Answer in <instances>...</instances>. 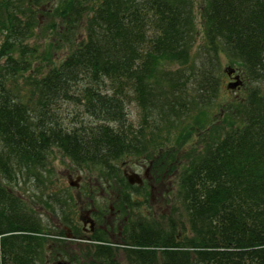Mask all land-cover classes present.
<instances>
[{
    "label": "trees",
    "instance_id": "1",
    "mask_svg": "<svg viewBox=\"0 0 264 264\" xmlns=\"http://www.w3.org/2000/svg\"><path fill=\"white\" fill-rule=\"evenodd\" d=\"M42 2L0 0V176L42 165L49 147L107 173L124 156L153 157L170 143L152 161L161 178L194 132L200 150H186L177 174L185 234L175 232V210L166 235L131 222L123 264H264V0H204L194 57L193 0H60L51 12L59 27L50 28L70 51L44 65L23 43ZM221 55L250 88L222 107L220 124H207ZM128 96L140 111L136 129ZM62 104L91 122L63 124ZM21 209L0 187V264H36L45 249L47 235ZM94 245L80 252L88 263L119 264L116 249Z\"/></svg>",
    "mask_w": 264,
    "mask_h": 264
},
{
    "label": "rangeland",
    "instance_id": "2",
    "mask_svg": "<svg viewBox=\"0 0 264 264\" xmlns=\"http://www.w3.org/2000/svg\"><path fill=\"white\" fill-rule=\"evenodd\" d=\"M193 1L197 37L195 46L191 53L192 57L196 55L198 45L201 42V28L199 26L200 18L198 12L200 11V7L204 0ZM59 2L60 0H43V2L39 5L38 14L36 15V19L39 23L37 26H34L33 29L25 31L29 37H26L23 43L27 45V47L29 46L37 50V63L43 61L46 64V60H44V58L47 56L49 57V60L52 61L62 59L70 51V49L67 48L68 45L63 41V39L58 43V45L55 44V40L53 39H57L58 36L56 35V30L50 28L52 24H54L57 29L59 27V21L51 14ZM81 27L82 26L77 28V31L75 32V36L77 37H74L75 39L78 37L82 38L83 35L80 36L78 34L79 31L85 32L84 29H81ZM22 30L24 31V28ZM2 38V34L0 33V43L2 42ZM52 40L54 44L53 46L51 45ZM198 61L199 58L196 60V63ZM42 65L44 64L42 63ZM227 70V59L221 55L219 56L218 71L220 80L218 94L211 105L206 108L204 107L206 120L208 122L207 124H209L210 121L220 124L224 116L222 107L234 98L239 99L244 97L247 90L250 88V85L246 84L240 76L241 85L234 90H228L226 85L229 82L234 81L226 76L225 71ZM239 74L240 72L238 70L234 73V75L237 76H239ZM262 86L263 85L261 84L259 85L260 90L262 89ZM261 91L263 92V90ZM128 99L130 103L127 104L125 108V112L128 117L127 122L133 127V129H136L140 123V111L136 107L135 103L132 102V98L130 96H128ZM56 114L62 120L63 124L66 125L74 122L76 119H79L82 122H91L89 119H86L85 116L82 115V111H79V109L74 105L62 104L57 109ZM194 134L195 133L193 132L191 139H189L190 141H188L187 144L181 145V147L175 151L174 162L172 164L173 166L175 165V167H173V170L171 172L167 171L164 177H158L155 179L157 184L160 183L159 187H155L156 194H159L160 191L161 195H157L149 200L147 198V187L144 184L143 187H133L129 190L132 192L134 204L129 202L130 200L126 203V211L129 212L127 217L128 219L130 218V213L132 217V220L128 221H148L150 222L152 228L155 225L157 228L163 230L164 235H166L169 232L167 230L170 224L169 217L172 213H174L173 210H175L177 219V223H174L175 232L180 236L181 234H185L183 232L181 233V226H179V224L182 223L186 228L185 214L179 205L177 194V174L181 172L183 158L184 160L186 159V150H195L196 152L200 150V139L197 135L195 137ZM163 137L164 136L162 135L161 138ZM168 147L171 148L170 143L165 146L160 145L153 153V157L152 155L151 157L143 155L124 156L115 163L112 162L110 167L111 171L107 173H105L104 170L98 166L87 165V167H78L77 165H74L70 159L65 157L61 151L56 148L49 147L45 152V160L42 165L30 167L28 169L23 168L21 170L19 168H14L13 173L9 177L10 180L0 176V187L11 193L17 199V204L21 205L23 213L28 217L33 216L35 220L37 219L42 231H44L45 234H48L46 239L44 238L46 240L45 249L41 253V260L39 258L37 264H49V260L46 261V257H49L50 255H53L54 264L58 261H69L72 262V264H89L87 260L84 259L83 254H81V251L83 250L82 246L84 245L82 242L66 240L64 243L57 244L56 246L54 245V242L51 239L54 236L53 233L62 231L63 229L62 227H58V225L61 224L67 228H72V231L77 229L74 225L76 222L74 218L72 219L75 210L77 211L78 208L82 206L91 209L92 202L94 206L99 209L102 204L104 205L105 200L103 197H105V195H103V192L106 189H108L114 198L117 197L119 201L121 200L120 202L118 201V206H120V203H124L123 200L128 198L130 199V197H128V193H126L125 190L121 191L123 189L122 187H118L119 183L125 184L120 180L122 170L127 168V170L137 173L141 178L143 177V172L145 170H149V174L152 176V173L154 175L152 161L156 159L158 155L166 152L168 153ZM156 151L158 153H156ZM107 174L108 176H106ZM149 174L147 173L148 180L150 178ZM76 176H80L81 180L79 181V188L75 190L68 185V182L74 181ZM87 184L95 186L96 190L94 191V194H88L89 186H87ZM66 202H68V204ZM75 203L77 207L75 206ZM105 208L106 205L104 209ZM178 213H181V215ZM70 219L72 222H69L71 221ZM173 219H175V217H173ZM68 230H65V232H68ZM126 231L128 230L123 228V231L121 230L119 235L117 227H114L113 231L104 234V238L107 239V235L113 236L117 233L118 236L114 237L116 239L112 242L115 243L118 240L123 242V240L127 239ZM76 233L78 234V232ZM52 245L54 246L52 247ZM56 253H58V255H56ZM118 260L120 261L119 264H123L122 256L119 257Z\"/></svg>",
    "mask_w": 264,
    "mask_h": 264
},
{
    "label": "flooded vegetation",
    "instance_id": "3",
    "mask_svg": "<svg viewBox=\"0 0 264 264\" xmlns=\"http://www.w3.org/2000/svg\"><path fill=\"white\" fill-rule=\"evenodd\" d=\"M130 172H132V171L127 170V168L123 169L122 175L124 176ZM147 173L149 174V170H145L143 172V177H144L145 182H146V184L144 182V185H146L147 191H148L147 198L149 200H151L152 198L156 197L157 195H161L160 191H159V194H156V190H155V187H159L160 183L159 184L156 183L155 179L157 178V176H155V178H154L153 173H152V176L149 174L150 178L148 180ZM87 186H89L88 194L89 195L94 194V191L96 190L95 186H91V184H87ZM142 186H143V184H142ZM118 187H120V186L118 185ZM77 188H79V186ZM103 195H105V197H103L105 200L104 205L102 204L99 209H97L92 202L91 203L92 204L91 209H89L85 206H82V207L78 208L77 211L75 210L72 219L74 218V220L76 222V224L74 223V225L76 226L77 229H74L72 231V228H67L65 226H62L61 224H59L58 227H62L63 228L62 230H64V231L69 229L68 232H66V234L71 236V237H76V235L79 234L80 238H85V240H87V243L84 246L89 247V245H87L88 243H95V241L96 242L102 241L104 245L116 249L115 252L119 253V255L117 256L119 258L122 256V253L124 251L123 249L125 248V246L120 245V244H122V242L120 240H118L115 243H113L112 241L114 239H116L114 237H117L118 234L120 235V233H121L120 231L121 230L123 231V228L128 229V226L131 223V221H128V220H132V217H131V213H130V218L128 219V217H127V214L129 212L126 211V209H127L126 203L128 202V200H130L129 202H131L134 199H129L128 197H126L128 199L123 200L124 203H120V206H118L119 199L117 197L114 198L112 196V194L108 191V189L104 190ZM130 195H131L130 198H132V192L130 193ZM155 199H157V198H155ZM146 202H147V199H146ZM132 204H134V203L132 202ZM105 205H106V208L104 209ZM81 208H83V209H81ZM71 222H72V220H71ZM114 227H117L118 234L116 233L113 236L107 235L108 238L105 239L103 233L105 232L104 234H106L107 232L113 231ZM76 232H78V234ZM53 234H54L53 237H56V236H59L60 233L56 232ZM48 260H49L48 261L49 264H54V260H53V257L51 255L48 257Z\"/></svg>",
    "mask_w": 264,
    "mask_h": 264
},
{
    "label": "water",
    "instance_id": "4",
    "mask_svg": "<svg viewBox=\"0 0 264 264\" xmlns=\"http://www.w3.org/2000/svg\"><path fill=\"white\" fill-rule=\"evenodd\" d=\"M232 73H233V71L230 70V71L227 72V75L229 76ZM234 79H235V82L230 83L227 86L228 89H232L233 90V89H235L236 87H238L240 85V82L238 81V77H235ZM126 179H127V182L130 185H134V184L140 185L141 184V179L135 174H131V175L126 176Z\"/></svg>",
    "mask_w": 264,
    "mask_h": 264
}]
</instances>
